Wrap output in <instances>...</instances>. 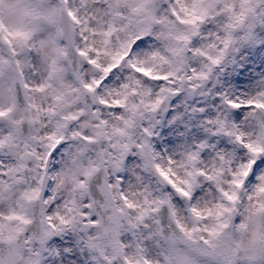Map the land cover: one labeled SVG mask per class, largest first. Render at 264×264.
I'll return each mask as SVG.
<instances>
[{
  "label": "snow or ice",
  "instance_id": "snow-or-ice-1",
  "mask_svg": "<svg viewBox=\"0 0 264 264\" xmlns=\"http://www.w3.org/2000/svg\"><path fill=\"white\" fill-rule=\"evenodd\" d=\"M0 264H264V0H0Z\"/></svg>",
  "mask_w": 264,
  "mask_h": 264
}]
</instances>
